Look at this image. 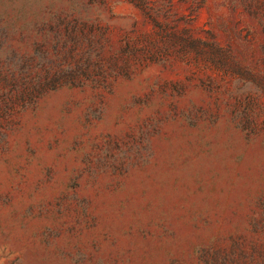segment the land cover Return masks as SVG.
Here are the masks:
<instances>
[{"label": "rangeland", "instance_id": "rangeland-1", "mask_svg": "<svg viewBox=\"0 0 264 264\" xmlns=\"http://www.w3.org/2000/svg\"><path fill=\"white\" fill-rule=\"evenodd\" d=\"M0 264H264V0H0Z\"/></svg>", "mask_w": 264, "mask_h": 264}]
</instances>
